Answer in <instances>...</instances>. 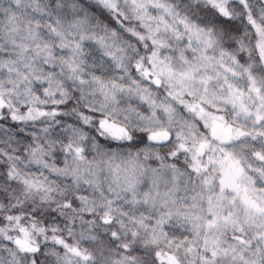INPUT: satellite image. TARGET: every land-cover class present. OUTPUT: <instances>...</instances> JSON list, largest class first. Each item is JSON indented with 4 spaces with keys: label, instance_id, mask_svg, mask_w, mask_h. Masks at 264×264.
Here are the masks:
<instances>
[{
    "label": "clouds",
    "instance_id": "1",
    "mask_svg": "<svg viewBox=\"0 0 264 264\" xmlns=\"http://www.w3.org/2000/svg\"><path fill=\"white\" fill-rule=\"evenodd\" d=\"M0 264H264V0H0Z\"/></svg>",
    "mask_w": 264,
    "mask_h": 264
},
{
    "label": "snow or ice",
    "instance_id": "2",
    "mask_svg": "<svg viewBox=\"0 0 264 264\" xmlns=\"http://www.w3.org/2000/svg\"><path fill=\"white\" fill-rule=\"evenodd\" d=\"M221 131H223L224 133H227V132H228V129L223 128V127L221 126Z\"/></svg>",
    "mask_w": 264,
    "mask_h": 264
}]
</instances>
